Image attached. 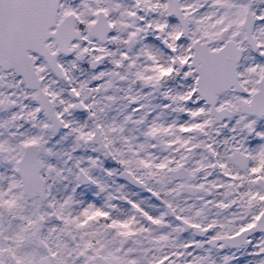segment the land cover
Returning a JSON list of instances; mask_svg holds the SVG:
<instances>
[{
    "label": "snow or ice",
    "instance_id": "snow-or-ice-1",
    "mask_svg": "<svg viewBox=\"0 0 264 264\" xmlns=\"http://www.w3.org/2000/svg\"><path fill=\"white\" fill-rule=\"evenodd\" d=\"M0 264H264V0H0Z\"/></svg>",
    "mask_w": 264,
    "mask_h": 264
}]
</instances>
